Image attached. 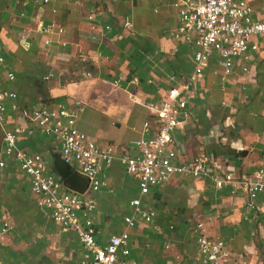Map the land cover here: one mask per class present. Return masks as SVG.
Segmentation results:
<instances>
[{"label": "crops", "instance_id": "1", "mask_svg": "<svg viewBox=\"0 0 264 264\" xmlns=\"http://www.w3.org/2000/svg\"><path fill=\"white\" fill-rule=\"evenodd\" d=\"M244 1L253 8V18L264 19V0ZM173 2L48 0L44 21L55 20L63 32L50 35L44 46L41 33L30 30L25 40L20 37L22 28L33 25L40 0H0V86L16 92L19 106L6 111L4 126L32 124L28 111L33 105L62 104L76 114V127L98 145L119 148L149 136L142 132L151 118L145 103L166 99L195 67L192 45L172 35L178 24ZM254 41L256 50L239 57L229 74L221 57L212 54L181 93L189 115L174 129L178 160H190L201 150L209 164L250 178L264 158V36ZM7 70L15 73L12 81L6 79ZM22 138L30 139L22 148L39 152L66 186L55 169L62 163L57 143L38 131ZM2 159L0 220L11 224L0 241L3 264H77L89 256L75 232L60 229L49 210L36 204L14 156ZM102 176L107 187L88 194L96 204L94 239L104 245L110 235L125 230L129 264H204L194 244L197 223L205 236L226 241L228 264H264V194L248 208L242 192L174 174L140 198L143 208L154 212L151 220L136 215L128 225V201L138 194L135 176L117 162Z\"/></svg>", "mask_w": 264, "mask_h": 264}, {"label": "built area", "instance_id": "2", "mask_svg": "<svg viewBox=\"0 0 264 264\" xmlns=\"http://www.w3.org/2000/svg\"><path fill=\"white\" fill-rule=\"evenodd\" d=\"M47 1L40 0L31 17L33 25L21 29V39L25 40L29 31L33 30L41 33L43 45L48 46L50 35L63 32V26L55 20L44 21L43 5ZM173 3L177 7L178 24L173 28L172 35L192 45L195 67L179 88L171 87L166 99L145 103L151 114L142 127V132L149 134L147 137L133 139L119 148L98 145L76 127L74 111L62 104L33 105L28 111L32 124L7 129L4 126L6 111H17L19 106L16 92L0 86V167L5 165L3 156H14L20 169L28 176L36 204L49 210L53 222L60 229L76 233L89 255L77 264H129L128 234L125 230L110 235L104 245L97 244L94 239L92 213L96 204L88 194L107 187L102 174L115 162L137 180L138 194L128 201L132 211L124 215L128 225L134 224L136 215L147 222L151 220L154 212L143 208L140 198L151 188L166 183L174 174L210 182L215 189L227 186L232 193L242 192L248 199V208H254V199L264 194V158L250 178H241L230 170L222 171L209 164L206 153L201 150L190 160H178V149L174 146V129L181 126L189 115L186 97L181 93L201 74L212 54L221 57L225 74L231 73L239 57L248 58L250 51L257 48L254 37L264 36V19L253 18V8L244 0H174ZM88 18L92 19L93 14L89 13ZM3 64L4 57L0 54V65ZM243 70L247 68L243 67ZM5 76L12 81L15 73L7 70ZM34 131L57 143L63 162L86 177L85 190L64 186L49 170L39 152H26L16 147V142L23 135ZM10 225L7 219L0 220V241ZM202 227V223H197L194 228V244L202 262L228 264L231 252L226 241L205 236ZM0 264H3L2 260Z\"/></svg>", "mask_w": 264, "mask_h": 264}, {"label": "trees", "instance_id": "3", "mask_svg": "<svg viewBox=\"0 0 264 264\" xmlns=\"http://www.w3.org/2000/svg\"><path fill=\"white\" fill-rule=\"evenodd\" d=\"M61 165H56L55 169L56 172H58L61 176L62 182L66 184V187L73 188L74 183H79V187L77 190L83 188L85 185H87V179L85 176H82L79 174L74 167H72L70 164H66L61 160ZM74 181V182H73ZM74 189V188H73Z\"/></svg>", "mask_w": 264, "mask_h": 264}, {"label": "water", "instance_id": "4", "mask_svg": "<svg viewBox=\"0 0 264 264\" xmlns=\"http://www.w3.org/2000/svg\"><path fill=\"white\" fill-rule=\"evenodd\" d=\"M30 140L29 138H22V139H19L17 142H16V147L17 148H22V146H24L25 144H27V141Z\"/></svg>", "mask_w": 264, "mask_h": 264}, {"label": "rangeland", "instance_id": "5", "mask_svg": "<svg viewBox=\"0 0 264 264\" xmlns=\"http://www.w3.org/2000/svg\"><path fill=\"white\" fill-rule=\"evenodd\" d=\"M76 115V114H75ZM81 120H86L85 118H84V116H83V118H81ZM84 132V131H83ZM85 133V132H84ZM86 135H87V133H85ZM88 136V135H87ZM89 137V136H88ZM94 141V140H93ZM112 141H114V142H117V141H115V140H112ZM99 143L100 144H102V143H105V142H103V141H99ZM121 207H123V208H126V207H128V205L127 204H123V205H120ZM117 213H119V212H117Z\"/></svg>", "mask_w": 264, "mask_h": 264}]
</instances>
